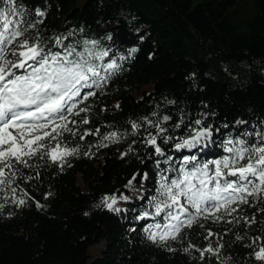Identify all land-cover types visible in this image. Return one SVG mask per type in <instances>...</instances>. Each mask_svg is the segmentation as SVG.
I'll use <instances>...</instances> for the list:
<instances>
[{
  "label": "trees",
  "instance_id": "16d2710c",
  "mask_svg": "<svg viewBox=\"0 0 264 264\" xmlns=\"http://www.w3.org/2000/svg\"><path fill=\"white\" fill-rule=\"evenodd\" d=\"M14 3L24 26L35 25L27 35L46 50H61L58 37H67L64 43L78 51L91 47L86 40L96 41L98 49L110 53L97 63L115 60L120 67L79 105L86 112L69 117L74 134L64 132L60 139L77 152L62 165L39 155L29 161L31 167L20 165L24 177H33L13 185L24 205L0 193V264H264L255 259V251L264 247L260 200L250 197L249 204L240 205L234 214L241 217L239 224L201 219L164 244L153 243L144 232L160 218L139 219L153 211L149 200L160 176L175 175L162 171L170 165L144 142L149 132L155 134L145 118L158 123L171 117L161 126L175 139L157 143L174 158L188 154L172 144L199 127L197 119L213 129L214 142L198 153L204 160L224 155L223 141L259 143L264 135V0ZM8 7L0 2V8ZM133 122L141 125L135 135ZM112 132L117 139H105ZM206 141L207 136L201 143ZM105 196L118 198L114 209L119 212L104 207ZM209 231L212 247L217 238L223 245L219 257L197 251L208 247Z\"/></svg>",
  "mask_w": 264,
  "mask_h": 264
},
{
  "label": "snow or ice",
  "instance_id": "6c2138e0",
  "mask_svg": "<svg viewBox=\"0 0 264 264\" xmlns=\"http://www.w3.org/2000/svg\"><path fill=\"white\" fill-rule=\"evenodd\" d=\"M0 2L9 5L7 9L0 8V193L20 206L26 200L17 197V187L13 185L18 178L31 180L33 177H24L19 166L31 167L29 161L37 155L62 165L66 157L76 153V148H69L60 139L64 132L73 133L68 124L75 121L69 117L87 111L79 105L95 95L94 89L102 87L120 65L115 60L97 63L104 61L110 53L98 49L96 41L86 40L85 45L91 43V47L78 51L75 45L64 43L67 37H58L55 45L61 50H46L38 39L27 35L29 27L35 25L24 26V21L19 18L23 13L17 10L14 0ZM170 119V116H163L161 122L153 123L145 118L147 125L155 129V134L149 132L144 142L154 149L155 155L165 157L163 162L170 165L162 171L175 173L160 176L156 195L149 200L153 211L146 210L139 217L140 220L160 218L144 228L148 239L157 244L176 240L182 229L191 228L201 219L239 224L241 217L234 214L240 211V205L249 204L250 197L264 202V135L260 136L259 143H249L244 138L223 141L221 149L225 154L204 160L198 153L214 142L213 129L203 126L202 120L197 119L195 125L199 127L192 128L187 138L181 136L172 144L176 152L188 154L174 158L166 156L157 143L158 139L164 144L175 139L166 135L168 129L161 126ZM82 122L86 124L88 120ZM182 123L176 124L175 128H180ZM140 127L138 123H131L133 135ZM205 136L207 141L200 143ZM105 139L115 140L117 133L112 132ZM120 198L127 200L126 196ZM102 203L110 211H120L113 207L117 203L115 196H105ZM3 207L4 203H0V209ZM251 222L254 221H246ZM212 237L213 233L207 232L208 247L197 249L201 257L205 253L219 257L223 245L217 238V246L213 248ZM184 251L188 252L189 248ZM255 259L264 261V247L255 251ZM220 264L228 262L221 260Z\"/></svg>",
  "mask_w": 264,
  "mask_h": 264
},
{
  "label": "rangeland",
  "instance_id": "374dc122",
  "mask_svg": "<svg viewBox=\"0 0 264 264\" xmlns=\"http://www.w3.org/2000/svg\"><path fill=\"white\" fill-rule=\"evenodd\" d=\"M204 140V138L200 141V143L202 142ZM117 199V202H118V198H116ZM117 204V203H116ZM116 204L113 206V207H115L116 206Z\"/></svg>",
  "mask_w": 264,
  "mask_h": 264
}]
</instances>
